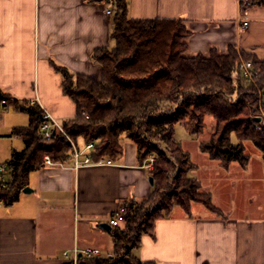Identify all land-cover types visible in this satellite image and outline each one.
<instances>
[{
    "label": "crops",
    "instance_id": "1",
    "mask_svg": "<svg viewBox=\"0 0 264 264\" xmlns=\"http://www.w3.org/2000/svg\"><path fill=\"white\" fill-rule=\"evenodd\" d=\"M126 1L131 19H182L191 31L189 55H207L212 48L226 53L233 46L264 60V4ZM107 3L0 0V165L7 164L14 152L24 150L22 137L13 132L29 124L27 114L6 107L3 100H36L63 122L75 117L77 108L63 93L61 75L54 65L100 80L102 67L93 53L114 45L113 15L106 13ZM83 144V139L78 140L80 148ZM258 158L264 173L261 156ZM233 164L237 163L219 167L232 173ZM251 166L250 162L234 173L248 178ZM149 172L145 164H138L132 143L125 145L124 155L112 165L77 168L71 159L65 164L45 163L29 175L31 192H22L12 205L0 202V264H66L70 260L64 252L76 248L98 249L100 258L112 256V230L99 225H109L112 215L130 201L150 197ZM10 178L11 171L6 173V179ZM211 197L220 214L192 204L188 215L176 206L170 215L155 221L153 232L142 237L134 254L155 264H264V195H250L247 199L255 203L234 213L229 204H218Z\"/></svg>",
    "mask_w": 264,
    "mask_h": 264
},
{
    "label": "trees",
    "instance_id": "2",
    "mask_svg": "<svg viewBox=\"0 0 264 264\" xmlns=\"http://www.w3.org/2000/svg\"><path fill=\"white\" fill-rule=\"evenodd\" d=\"M250 1L247 5L264 4V0ZM113 24L114 45L93 53L94 61L102 67L100 80L54 65L61 75L63 93L77 108L76 116L63 121L62 126L76 145L79 139H83V147L95 144L90 152L94 161L122 158V140L126 138L136 145L139 165L155 155L149 172L154 179L153 191L142 202L125 204L127 222L112 227V256L81 257L78 264H155L142 261L134 251L142 237L153 232L157 219L168 216L176 206L191 215L194 203L220 214L211 195L200 193L201 182L190 176L193 165L175 138V126L180 124L190 135L198 136L205 130L206 117L211 116L219 124V132L209 143L200 145L202 153L224 168L232 163L246 167L250 158L244 142L251 141L264 160V132L254 128L260 109L258 87L238 68L241 61H251L258 72L256 82L264 91V60L233 46L226 53L212 48L207 55H189L191 31L182 19H131L126 0H115ZM6 105L29 116L28 126L13 132L22 137L25 148L14 152L7 162L11 178L0 192V200L12 205L28 187L30 173L44 167L45 156L53 163H68L73 146L62 132L50 140L42 137L43 109L39 104L6 99ZM222 123L226 124L221 129ZM233 135L238 143H233ZM171 171L177 175L171 177ZM171 184L175 191L167 196L173 204L165 207L161 202ZM164 211L168 215L162 216Z\"/></svg>",
    "mask_w": 264,
    "mask_h": 264
},
{
    "label": "rangeland",
    "instance_id": "3",
    "mask_svg": "<svg viewBox=\"0 0 264 264\" xmlns=\"http://www.w3.org/2000/svg\"><path fill=\"white\" fill-rule=\"evenodd\" d=\"M246 1H249V3L251 2L250 0H246ZM254 85L258 87L257 88V96L259 99L258 105H262L261 98L264 97L263 94L264 91H262V89L259 87L256 80L254 81ZM234 99H237V97L235 96ZM263 111H264V106L262 105L261 109H259L256 114L257 119L258 118L260 119V121L256 120V124H258L262 130L256 129L254 124V128L257 131H260L261 133L264 132V121L261 120V115ZM225 124L226 123L221 124L220 126L221 129L222 127H224ZM218 126L219 124L217 123V121L213 117L208 116L205 119L204 132L201 135L194 136V135H190L182 125L177 124L175 126V138L182 145L183 150L190 155V160L193 165L192 170L190 171V176L198 179L201 182L202 187L199 190L200 193H207V194L210 193V195L212 194L216 202H218V204H226V205L229 204L233 213L237 212L238 209L244 211L246 209H249V206H251V204L253 205L255 203L249 201L247 197H249L250 195H257V194L264 195V184H263L264 173L259 167L260 160L258 158L261 156V160H262V154L261 151L258 149V147L255 146V144H253L251 141H245L244 146L246 149V153L250 158L249 163L251 162V165L253 164V166H251L249 168L250 170L247 172L248 178L244 179V176L243 174H241V172L238 174L234 173L241 170V167L244 168L239 163L233 164L232 167L234 171L232 173L231 172L228 173L224 171L222 168L219 167L220 163L218 161H216V163L213 162L212 160L209 159V157L206 154L202 153L199 149L201 144L209 143V141H211L212 138L218 135V134L216 135V133L219 132ZM70 139L71 141H74L72 138ZM81 140L82 139H79V141ZM232 141L233 143H238V140L234 135ZM122 143L124 149L126 144H130V143L134 144L131 140L127 138L123 139ZM160 148L162 150H165L163 146H160ZM149 159L155 160L156 156L151 155ZM149 159L147 161H149ZM152 169L153 167L150 168V170ZM170 174L171 177L177 175L175 171H171ZM174 191H175L174 184H171V189H167L165 191L166 196L164 200H162L161 202L164 203L165 207L168 205L171 206L173 204L172 200H169L171 198H168L169 196L167 195H171ZM194 204H198L197 205L198 207H201V205L204 206L201 203H194ZM178 211H182V209L178 208ZM171 212L169 213V215L171 214ZM166 215L168 214H166L165 211L162 212V216H166ZM112 250H113V246L112 243H110L109 252H111ZM103 255H107V252L103 251Z\"/></svg>",
    "mask_w": 264,
    "mask_h": 264
},
{
    "label": "built area",
    "instance_id": "4",
    "mask_svg": "<svg viewBox=\"0 0 264 264\" xmlns=\"http://www.w3.org/2000/svg\"><path fill=\"white\" fill-rule=\"evenodd\" d=\"M247 4H249V1L243 2V5H247ZM114 8H115V0H108L105 11L109 16L113 15ZM244 25L247 26L248 23L245 22ZM238 68H239L241 75L245 79L254 83V81L256 80V77L258 76V72L254 69L253 63L251 61H244V60L241 61ZM3 103L6 107H8L4 100H3ZM36 103H37L36 100L29 101L30 105H34ZM261 104L264 106V97L261 98ZM262 105H260V109ZM261 120L264 121V111L262 112ZM255 128L262 130L261 127L256 123H255ZM40 132H41L42 137L45 140L52 139L54 134L57 132H62L66 135L63 129V126H62V122L53 118L50 115V113L44 109H43V122L40 126ZM69 140L73 146V151L70 154V159L74 162L75 167L78 168V167H82L86 165H112L114 164V161L109 158H101L97 161H94L90 157V152L95 149L94 143L87 144L83 148H80L73 141H71L70 138ZM154 161H155L154 159H149V161L145 163V167L150 169L151 167H153ZM45 163L46 164L53 163L50 156L45 157ZM262 165L264 169V160L262 161ZM9 171L10 169L7 164L0 165V192L3 189L8 187L9 180L6 179V173H8ZM0 202L2 201L0 200ZM127 220H128L127 210L125 206H122L114 213V215H112V217L109 220V225L111 227H118L122 225L123 223L127 222ZM63 255L66 259H69L70 261H72L73 264H78V261L81 257H85L88 259L100 258L101 252L98 249L86 248V249L81 250L79 248H76L72 252H69V251L64 252Z\"/></svg>",
    "mask_w": 264,
    "mask_h": 264
},
{
    "label": "water",
    "instance_id": "5",
    "mask_svg": "<svg viewBox=\"0 0 264 264\" xmlns=\"http://www.w3.org/2000/svg\"><path fill=\"white\" fill-rule=\"evenodd\" d=\"M257 121H260V119L258 118ZM149 181H150L151 185L154 184V179H153L152 177L149 178ZM23 192H24V193L31 192V189H30L29 187H26V188L23 190ZM99 227L104 228V229H107L108 231H111V230H112L111 226L108 225L107 223H101V224L99 225Z\"/></svg>",
    "mask_w": 264,
    "mask_h": 264
}]
</instances>
